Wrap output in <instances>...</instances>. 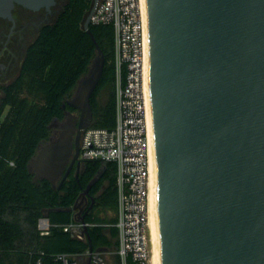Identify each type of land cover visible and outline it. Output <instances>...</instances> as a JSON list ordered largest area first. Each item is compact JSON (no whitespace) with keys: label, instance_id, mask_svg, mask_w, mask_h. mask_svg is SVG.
Wrapping results in <instances>:
<instances>
[{"label":"water","instance_id":"95a60500","mask_svg":"<svg viewBox=\"0 0 264 264\" xmlns=\"http://www.w3.org/2000/svg\"><path fill=\"white\" fill-rule=\"evenodd\" d=\"M98 2L82 24L96 55L66 102L77 115L67 113L28 164L34 179L58 190L103 74L89 30ZM15 7L49 15L56 0H0L12 28ZM146 12L161 264H264V0H146ZM104 173L102 166L71 208L43 210L39 226L49 227L48 213L72 214L83 228L71 237L91 253L79 205Z\"/></svg>","mask_w":264,"mask_h":264},{"label":"trees","instance_id":"16d2710c","mask_svg":"<svg viewBox=\"0 0 264 264\" xmlns=\"http://www.w3.org/2000/svg\"><path fill=\"white\" fill-rule=\"evenodd\" d=\"M91 3L92 0H66L48 23L44 15L32 21L30 14L19 13L18 28L26 25L27 30L36 28L37 33L26 47L15 80L0 86V118L3 117L0 124V264H13L12 259L18 264L37 259L54 264L59 255L81 257L88 252L86 240L72 238L70 232L63 231L73 223L72 214L48 213L46 234L38 227L43 210L71 208L101 165L85 164L78 179L69 177L58 190L46 180L34 179L28 172V164L37 147L49 140L51 123L62 120L65 111L73 112L66 106L67 99L72 97L77 82L96 55L89 36L82 29ZM89 30L105 59L101 81L91 98L89 128L109 130L114 126L115 108L113 31L110 26L92 25ZM103 88L109 94L107 103L101 107L96 97ZM114 183V167L105 165L103 179L91 191L97 196L96 213L85 218L93 252L118 246L117 230L113 227L116 218L107 221L99 217L106 212L116 214ZM103 184H106L104 188ZM117 263L120 264L118 258Z\"/></svg>","mask_w":264,"mask_h":264},{"label":"built area","instance_id":"2783aa9c","mask_svg":"<svg viewBox=\"0 0 264 264\" xmlns=\"http://www.w3.org/2000/svg\"><path fill=\"white\" fill-rule=\"evenodd\" d=\"M92 26H110L114 40V126L83 131L78 150L82 165L98 163L114 167L117 200L116 257L120 264H151L148 230L151 183L150 130L145 92L146 48L143 0H99ZM147 28V26H146ZM3 117L0 118V124ZM2 157L0 155V163ZM9 166H13L9 163ZM87 226V225H86ZM49 227L40 225L46 234ZM72 223L64 232L80 231ZM103 250L81 257L62 254L54 264H105ZM29 264H44L41 259Z\"/></svg>","mask_w":264,"mask_h":264},{"label":"flooded vegetation","instance_id":"af4514ba","mask_svg":"<svg viewBox=\"0 0 264 264\" xmlns=\"http://www.w3.org/2000/svg\"><path fill=\"white\" fill-rule=\"evenodd\" d=\"M19 13L30 14L32 17L31 18L32 21H35V18L39 17L40 15H44V18H47L50 15H52V13L48 15L43 11L39 13H30L23 9L15 7V9L12 12V17L14 20V28H12V23H10L8 20L0 18V77L5 75L6 78L8 76L9 78H12V76L15 73H17L18 75L20 65H21V62H18V60L20 59L21 56L23 58L26 47H27V45L25 46V42L23 40L25 36L24 33L27 31V26L24 25L22 29L18 28L17 19L21 15ZM24 20H25L24 18L21 19V21H24ZM67 113H73L75 115V112L65 111V115H67ZM56 126L57 125H50L49 129L55 128ZM82 133L83 131L81 132L79 136L78 150H79V145H80V141L82 138ZM75 135L76 134H74V138H75ZM84 168H85L84 165L78 162V158H77L66 181H68L69 177L78 179V177L83 173ZM56 187H58V184ZM91 191L89 192V196L86 198V200H81V203L79 205V209L83 210V213H86V216L94 215L97 210L95 206V202H96L95 199L97 196L93 195Z\"/></svg>","mask_w":264,"mask_h":264},{"label":"bare ground","instance_id":"6f19581e","mask_svg":"<svg viewBox=\"0 0 264 264\" xmlns=\"http://www.w3.org/2000/svg\"><path fill=\"white\" fill-rule=\"evenodd\" d=\"M143 3L145 5V48H146L145 92H146L147 109H148V117H149L150 158H151V175H150L151 183H150V193H149L148 230H149V239H150L151 264H161V244H160L158 209H157V165H156V156H155L154 133H153L151 102H150V92H149V80H148L149 43H148L146 0H143Z\"/></svg>","mask_w":264,"mask_h":264},{"label":"rangeland","instance_id":"374dc122","mask_svg":"<svg viewBox=\"0 0 264 264\" xmlns=\"http://www.w3.org/2000/svg\"><path fill=\"white\" fill-rule=\"evenodd\" d=\"M65 1L66 0H60L58 1V4L57 6L55 7V10H54V13H52V15H50L49 17L46 18L45 22H51L54 17L56 16L57 12L61 9L62 5L65 4ZM36 33H37V29L34 28V29H28L25 33H24V42H25V46L28 45L36 36ZM22 61V56L20 57V59L18 60V62H21ZM17 73H15L12 78H9V76L6 78V76H1L0 77V86H5V85H8L10 84L11 82H13V80L15 79ZM5 77V78H4ZM108 94L109 92L107 91V89L103 88L99 91V93L97 94V97H96V102L99 106H104L106 103H107V100H108ZM1 93H0V99H1ZM71 98L67 99V101H70ZM7 110V109H6ZM75 115H77V113H75ZM66 120V115L64 116V118L60 121L58 120H54L51 125H57L55 128H50V137L49 139H54L57 137V135L59 134L60 132V126L64 123V121ZM48 142V141H47ZM47 142H44V143H41L40 144V147L44 146L45 143ZM106 184H103L102 188L105 187ZM57 186V185H56ZM55 186V187H56ZM99 217L101 219H105V220H110V219H114L116 218V214L114 213H111V212H106V213H101L99 215ZM39 229V228H38ZM104 251V250H103ZM103 258V261L105 262V264H118L117 263V258H116V248L113 247L112 249L110 250H105L104 252V255L102 256ZM11 262L13 264H18L16 263V259H12Z\"/></svg>","mask_w":264,"mask_h":264}]
</instances>
